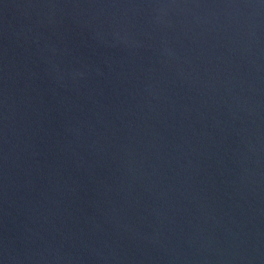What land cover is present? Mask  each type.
<instances>
[{
  "label": "water",
  "instance_id": "1",
  "mask_svg": "<svg viewBox=\"0 0 264 264\" xmlns=\"http://www.w3.org/2000/svg\"><path fill=\"white\" fill-rule=\"evenodd\" d=\"M0 264H264V0H0Z\"/></svg>",
  "mask_w": 264,
  "mask_h": 264
}]
</instances>
